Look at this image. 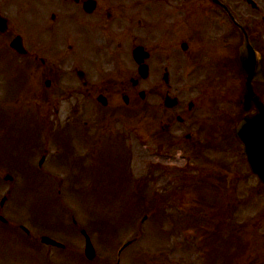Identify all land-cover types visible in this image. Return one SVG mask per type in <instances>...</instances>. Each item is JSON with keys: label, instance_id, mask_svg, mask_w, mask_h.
Returning a JSON list of instances; mask_svg holds the SVG:
<instances>
[{"label": "flooded vegetation", "instance_id": "flooded-vegetation-1", "mask_svg": "<svg viewBox=\"0 0 264 264\" xmlns=\"http://www.w3.org/2000/svg\"><path fill=\"white\" fill-rule=\"evenodd\" d=\"M219 1L226 5L227 0ZM254 11L258 18L253 21L232 13L246 24L264 77V17L262 10ZM26 22L25 30L10 20L0 34L4 44L17 41L26 52L9 49L15 58H8L0 45V73L11 70L16 81L22 77L21 90L29 92L32 112L40 120L13 138L21 139L13 147L15 154L24 156L13 170L36 172L52 148L71 156L72 147L84 142L69 131L89 133L100 117H114L111 124H121L116 132H105L108 142L99 144L96 136V144L82 145L77 161L66 160V187L72 191L110 185L109 170H101L109 164L100 155H119L120 171L128 170L132 129L125 119L131 108L143 123L161 119V130L173 132L170 141L190 142L199 134L206 139L194 105L180 100L164 108L161 101L178 92H238L239 103L245 92L247 75L237 63L242 36L211 0H31ZM252 90L264 99V84L253 83ZM33 158L38 162L30 163ZM51 162L55 167L57 162Z\"/></svg>", "mask_w": 264, "mask_h": 264}, {"label": "rangeland", "instance_id": "rangeland-1", "mask_svg": "<svg viewBox=\"0 0 264 264\" xmlns=\"http://www.w3.org/2000/svg\"><path fill=\"white\" fill-rule=\"evenodd\" d=\"M28 1L31 2L2 0V8L11 19L17 15L24 27L27 12L21 11L28 9ZM254 1L264 10V0ZM227 3L229 8L239 11L242 19L258 18L257 13L244 4L239 5L238 0H227ZM2 77L0 107L24 115L31 104L28 92H11L13 83ZM21 78L18 77V82ZM237 95L238 92L176 93L183 103L190 101L197 107L203 121L201 129L210 136L208 141L199 134V139L185 142L181 138L173 144L168 139L173 132L166 135L159 132L161 119L143 124L141 118H135L132 113L129 123L138 131L131 143V186L128 188L58 193L60 189L51 192L52 186L48 192L41 185L34 188L33 181L34 187L19 192L22 189L17 187L25 180L18 173H14L18 175L16 179L0 169V201L3 197L7 199L3 216L12 218L16 227L23 226L30 232V236L21 232L18 236L9 234L7 238L13 239L11 245L7 240L0 241V264H264V188L248 170L240 148L231 137L239 114ZM1 108L7 121L9 113ZM110 123V119L105 118L102 127ZM73 134L77 137L79 131ZM86 137H93V132ZM201 139L203 142L199 141ZM53 153L52 148L49 155ZM159 153L174 157L175 162L156 163ZM31 162L38 160L33 158ZM50 171L55 179L53 184L59 183L67 173ZM222 171H227L228 186L220 189V195L212 198L213 205L207 207L200 203L202 186L199 185L208 176L213 175L210 182L213 178L217 180ZM5 175L15 178V189L10 194L11 184L3 182ZM142 183L141 191L133 186ZM205 183L208 186V181ZM32 204L36 213L31 211ZM11 207L17 212L14 217L10 214ZM81 229L87 231L93 242L96 251L93 262L84 258ZM42 236L56 239L66 249L48 250L39 242ZM5 242L9 247L7 252L3 249ZM127 242L130 245L118 255Z\"/></svg>", "mask_w": 264, "mask_h": 264}, {"label": "water", "instance_id": "water-1", "mask_svg": "<svg viewBox=\"0 0 264 264\" xmlns=\"http://www.w3.org/2000/svg\"><path fill=\"white\" fill-rule=\"evenodd\" d=\"M239 63L249 73V80H257L256 74L259 71V61L257 55L254 54L248 44V40L244 35V44L239 50ZM253 69L255 71H253ZM244 109L248 111L254 108L257 115L252 119L245 118L236 128V136L244 145V154L246 155L248 165L251 171L256 174L264 184V106L257 100L253 92L247 89L245 97L242 101ZM42 242L49 245H56L53 241L43 238ZM86 257L92 259L94 256L88 238L86 237Z\"/></svg>", "mask_w": 264, "mask_h": 264}]
</instances>
